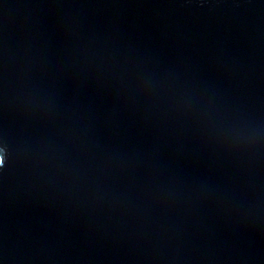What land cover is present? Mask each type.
<instances>
[{
    "label": "water",
    "instance_id": "95a60500",
    "mask_svg": "<svg viewBox=\"0 0 264 264\" xmlns=\"http://www.w3.org/2000/svg\"><path fill=\"white\" fill-rule=\"evenodd\" d=\"M0 264H264V0H0Z\"/></svg>",
    "mask_w": 264,
    "mask_h": 264
},
{
    "label": "clouds",
    "instance_id": "9594fccd",
    "mask_svg": "<svg viewBox=\"0 0 264 264\" xmlns=\"http://www.w3.org/2000/svg\"><path fill=\"white\" fill-rule=\"evenodd\" d=\"M3 161H2V159H0V163H2Z\"/></svg>",
    "mask_w": 264,
    "mask_h": 264
}]
</instances>
